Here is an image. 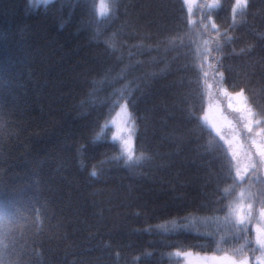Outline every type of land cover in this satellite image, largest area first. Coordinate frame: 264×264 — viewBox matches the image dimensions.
I'll return each instance as SVG.
<instances>
[{"label": "trees", "instance_id": "obj_1", "mask_svg": "<svg viewBox=\"0 0 264 264\" xmlns=\"http://www.w3.org/2000/svg\"><path fill=\"white\" fill-rule=\"evenodd\" d=\"M220 2L210 11L200 0L191 20L183 0H115L114 15L98 25L87 0H0V264H194L169 255L177 250L251 255L232 251L244 243L232 238L235 218L201 226L213 237L156 227L190 214L223 217L241 191L253 211L264 207L263 170L249 168L239 182L224 142L202 120L219 85L243 89L254 118L264 117V0L235 15V0ZM125 102L134 156L145 157L128 166L112 159L120 147L109 123Z\"/></svg>", "mask_w": 264, "mask_h": 264}, {"label": "snow or ice", "instance_id": "obj_2", "mask_svg": "<svg viewBox=\"0 0 264 264\" xmlns=\"http://www.w3.org/2000/svg\"><path fill=\"white\" fill-rule=\"evenodd\" d=\"M39 3H42L43 5L47 6L51 3L56 2V0H38ZM90 8L89 11L91 12L93 18L95 19V22L99 25L102 21L108 19L110 15H114L115 12V0H87ZM249 0H235V3L233 5L232 11L233 13H243L245 9L247 8ZM29 3H32V0H29ZM190 0H184V4H189ZM200 7H206L210 11L213 9H218L221 7L220 0H208V3L205 5H201ZM213 28H216L217 26L215 24L212 25ZM99 29L97 30V35H99ZM232 37L228 36L227 41H231ZM207 43V42H206ZM219 47V46H217ZM208 49H205V52H207ZM204 77H207L208 73L206 71L203 72ZM221 80H223V76L221 74ZM121 95H123V91L121 90ZM131 95V93H129ZM237 96L241 97L245 102L247 101V97H244L243 95V89L236 93ZM117 101H113V103H116ZM121 111L124 113V123L127 124V127L123 129L124 132L127 134V138H124L123 136L114 135L113 141H120V154L113 157L115 161L119 162L122 158L126 157L124 160V163L126 166L132 165V164H139L145 157L141 154L139 156H134L133 151V145H132V137L136 133L135 128V120L131 117V113L128 111V104L125 102L124 104L120 105ZM249 115L253 117L252 120H250V125L254 124L256 126H260L261 124H264V117L261 119H255V114L252 112L251 108H249ZM106 126V125H105ZM252 127H248V132H252ZM264 131V129H262ZM259 135V133H257ZM100 136L99 134L95 137V140H99ZM94 140V142H95ZM255 144L256 142L253 141ZM260 147L264 146H258V152L257 154L260 156V164H264V151L259 150ZM251 159V156L249 157ZM235 159V157H233ZM233 164L232 161H228V175L231 177V170H232ZM249 167L252 170H255L257 168V164L254 162L249 165ZM248 171V168H245V172ZM90 175L95 178L98 175L97 170L94 168ZM236 177L238 178L239 182H243L245 180V176H241L239 173V170H237ZM236 185L235 183L230 186L229 188H225L223 190V195L218 198L217 203H219L220 200L226 199L232 188H234ZM245 193L241 191L240 193V203L230 202L225 207L227 208L226 214L221 216H205L200 217L196 215L190 214L189 216L183 217L180 220H174L169 223H166L164 225H158L156 226L158 230L162 231L163 233H180V232H191L194 233L197 236L202 237H213L214 233L213 231H201V226H204L205 228L209 223L216 224V225H231L233 224V218L234 219V228H235V235L232 237L233 239L237 238H243L244 243L240 244L238 248L233 249V253H239L244 251L246 248L251 253V257L245 256L242 259L237 260L235 255H229L227 252L223 256H213L211 259L213 260H219L222 261L223 264H264V207L260 209L259 212V218L257 219L253 215V205L249 203L247 205V209L244 210L243 206V198ZM221 209H217V211H220ZM2 219V217H0ZM256 221L257 227L255 229L256 235L254 238V241L251 243H254L255 247L250 246V241L248 238V225L249 223ZM151 229H146V231H150ZM218 230V228H217ZM241 234L243 236L241 237ZM221 240H224V237L221 236L220 240L216 241L217 248L219 249ZM259 251V255H256V252ZM146 255H152V253H146ZM170 256L174 255L176 257L184 256L189 257L192 255L191 252H181L177 250L174 253L169 254ZM139 259V258H137Z\"/></svg>", "mask_w": 264, "mask_h": 264}, {"label": "rangeland", "instance_id": "obj_3", "mask_svg": "<svg viewBox=\"0 0 264 264\" xmlns=\"http://www.w3.org/2000/svg\"><path fill=\"white\" fill-rule=\"evenodd\" d=\"M199 1L200 0H190L189 4H184L191 20H193V13L197 16L194 11L197 10ZM32 3L36 4L38 3V0H32ZM235 14L233 13V15ZM219 86H217L216 92H208V98L206 101L207 109L202 120L206 122L224 142L235 164L236 173L237 170H239L241 176H246L247 172H245V168L247 167L249 170V165L255 162L257 166L263 170L264 175V164L259 163L260 156L257 154L258 146H264V131H262L264 128L261 127L255 132H253V130L252 132H248V127L251 126L253 129L254 125H250L249 123L250 120L253 119V117L249 115V108L251 107L248 105L247 101L245 102L241 97L236 95V93L240 91L234 92L227 89L224 85ZM243 95L246 97L244 92ZM124 119V113L119 106L116 108V111L109 122L113 127L111 139L114 135L127 138L126 132L123 131V129L127 127V124L124 123ZM257 133H259V135ZM253 141L256 143L254 144ZM115 142H117L120 147V141L117 140ZM132 145L134 151L135 135L132 137ZM259 150L264 151V147H260ZM250 156L251 159L249 158ZM233 157H235V159H233ZM254 178L256 179L257 176H254ZM248 204L249 202H243L244 210ZM260 209L261 208H258L255 211L252 210L257 219L259 218ZM253 227L254 230L257 227L255 220ZM259 254V252L256 253V255ZM214 255L220 256L217 254L196 253L189 257L191 258V263L194 264H223L222 261L211 259ZM245 256L251 257V255L247 253L243 257ZM185 264L190 263L185 262Z\"/></svg>", "mask_w": 264, "mask_h": 264}]
</instances>
